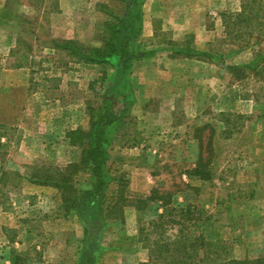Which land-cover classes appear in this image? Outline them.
Instances as JSON below:
<instances>
[{"label":"rangeland","instance_id":"obj_1","mask_svg":"<svg viewBox=\"0 0 264 264\" xmlns=\"http://www.w3.org/2000/svg\"><path fill=\"white\" fill-rule=\"evenodd\" d=\"M249 3L258 14L247 24L235 15ZM127 5L0 0V214H11L0 234L25 243L6 255L83 264L84 225L57 189L31 181L79 163L68 132L114 114L106 205L117 199L123 211L109 215L92 264L146 263L153 242L180 236L186 248L169 247L180 264H264V0H139L137 56L123 73L118 54L87 62L64 45L103 47ZM222 65L251 66L235 81ZM200 160L210 177L194 173ZM75 181H91L85 167Z\"/></svg>","mask_w":264,"mask_h":264},{"label":"trees","instance_id":"obj_2","mask_svg":"<svg viewBox=\"0 0 264 264\" xmlns=\"http://www.w3.org/2000/svg\"><path fill=\"white\" fill-rule=\"evenodd\" d=\"M252 1L255 2V0ZM138 2L139 0H128V5L126 6L123 16L118 18V24L113 25L111 29L112 36L109 38L110 40L108 39L105 42L103 47L92 50L86 46L78 45L75 41H64V45L75 47L73 54L86 60L87 62H100L105 60L111 61L114 55L118 54L119 70L122 73L125 72L127 68L126 66L130 63L129 61H131V59H135L137 56L136 53H131L130 47L132 45H136L135 39L140 36L142 31V28L136 24L138 22V14L136 15L135 10ZM250 4L251 3L244 6L243 10L239 14L235 15L238 19L243 20V22H246L247 24L256 19L253 14H258L257 10L254 11V9L249 8ZM225 15L226 14H224V16ZM224 22L226 30H228L230 26L227 21ZM78 50H82L87 53H78ZM181 54L187 58L195 56V53H184L183 51ZM249 66L228 65L224 67V70L227 73L229 72L235 81H240L245 76L246 68ZM99 111L100 110L97 112ZM117 118L118 115L103 114L97 123L91 124L89 130L86 131L79 129L68 132L67 137L70 140L71 145L81 149L80 162L71 164L66 168H56L55 171H38L35 175L36 177H33V179L36 178V180L31 181L36 185L48 186L57 189L62 195L63 207L66 214H76L81 223L84 225L85 247L82 252V260H84L83 264H92L95 261L93 252L99 245L102 234L108 226V220H110L109 215L111 213L114 214L118 211H123V205H120L117 199L112 205H106L109 197L107 191L110 187V182L113 180L109 176V171L105 170V163L107 160V154L105 151V144L107 142L106 136H108L111 124ZM86 138L92 139V141L86 142ZM199 165L201 168L195 170L194 173L201 178L210 177V173L208 174L205 170V165H203L202 160H200ZM81 167H85L91 175V181L83 187H79L80 183L75 181L76 174L81 170ZM118 188L117 197H120L124 189L121 185ZM109 198L111 200V197ZM156 199L158 200V198L153 195L149 196L139 205L142 207L143 203L147 206L148 202L155 201ZM160 200H166L165 204L168 205V202H170V196L161 197ZM167 213H169V211L166 212V214ZM187 213L188 216L192 215V211L190 210L187 211ZM168 222L173 223L175 221L170 217ZM177 224H180V222L177 221ZM182 224L186 225L184 222ZM163 226L164 224L158 225L156 223L153 227L158 229ZM156 229L154 231H150V235L157 231ZM168 239L170 238L168 237L167 240ZM186 241L187 237L180 236L171 243L164 242L163 245H160L158 241L153 242L152 248L150 249L151 254L149 261L142 264H153L154 262L159 261L161 256H166V263L164 262V264H180V260L178 259L180 254L177 255V253L169 247L170 245L175 246L184 244L183 248H186ZM214 245L216 246V244ZM185 250L186 249H184V251ZM198 254L199 253L195 254L196 257ZM12 257L13 264H24L29 260L27 256H24L22 253H13ZM168 258H171V261H169ZM192 258L193 257H190V259Z\"/></svg>","mask_w":264,"mask_h":264},{"label":"crops","instance_id":"obj_3","mask_svg":"<svg viewBox=\"0 0 264 264\" xmlns=\"http://www.w3.org/2000/svg\"><path fill=\"white\" fill-rule=\"evenodd\" d=\"M35 189H44V188L35 186ZM1 213L2 214L0 215H6L7 217H10L11 215L10 213L8 214L7 212H1ZM28 233L29 231H27L26 235ZM24 244L25 243H23L22 241L17 242L16 240H9V238L6 235L1 233L0 234V264H13L6 254L8 253L9 249H11L13 246H18V245L24 246ZM22 250L24 249H21V251L19 252H22Z\"/></svg>","mask_w":264,"mask_h":264}]
</instances>
